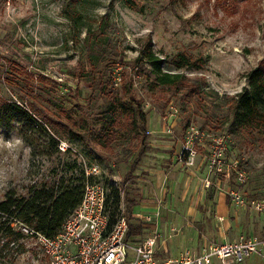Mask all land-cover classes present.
<instances>
[{
  "label": "rangeland",
  "instance_id": "obj_1",
  "mask_svg": "<svg viewBox=\"0 0 264 264\" xmlns=\"http://www.w3.org/2000/svg\"><path fill=\"white\" fill-rule=\"evenodd\" d=\"M136 1L141 12L121 0H0V100L63 111L70 122L84 125L75 135L58 131L57 152L46 159H32L16 131L0 129V201L8 190L24 195L33 183L52 181L69 166L74 168L67 176L83 170L104 188L111 219L126 215L128 199L156 206L167 197L179 201L185 188L196 197L228 199L241 229L236 240L264 236V216L247 206L264 199V131L235 137L227 106L246 86L244 75L264 60V0ZM149 44L162 72L179 75L180 83L154 85L149 63L135 65ZM180 56L195 66L178 69ZM99 81L106 94L139 101L147 115L149 147L135 165L139 148L130 136L102 145L107 97L92 91ZM217 153L219 163L211 166ZM172 167L174 188L169 192L165 184L156 193V174ZM234 170L246 176L241 185ZM234 188L245 206L230 201L227 193ZM133 213L131 223L141 224L134 239L157 238L163 219ZM18 245L23 252L0 257V264H49L33 238Z\"/></svg>",
  "mask_w": 264,
  "mask_h": 264
},
{
  "label": "trees",
  "instance_id": "obj_2",
  "mask_svg": "<svg viewBox=\"0 0 264 264\" xmlns=\"http://www.w3.org/2000/svg\"><path fill=\"white\" fill-rule=\"evenodd\" d=\"M121 1L128 9L141 12L138 1ZM69 10L73 12L75 9ZM68 18L71 19L70 16ZM150 46L149 44L146 51L135 59V65H143L144 61L149 63L151 73L154 75V85L174 86L180 83L179 75L162 72V62L155 56ZM194 66L195 64L187 57L180 56L178 69ZM244 77L246 86L227 103L230 132L242 140L250 138L252 131H264V60ZM92 84L94 85L92 91L107 97L105 99L107 115L103 113V116L108 129L103 136V147H109L115 139L124 135L130 136L132 144L139 148L135 165L149 147L147 115L141 103L134 99L117 97L113 91L106 94L104 85L100 81ZM123 90L127 93L129 88L124 86ZM69 120L70 117L63 111L51 113L48 108L35 107L33 104L25 107L16 101L0 100V129L8 132L16 131L30 148L32 159L50 158L54 152H57L60 142V137H56L58 131L71 135L77 134L78 131L83 132L84 125L79 126ZM73 168L68 166L64 175L59 177L54 174L52 181L33 183L25 189L24 195L18 194L16 190H8L5 193L3 200L0 201V257H6L13 252H23L22 245L19 246L18 243L27 236L12 227L15 222L50 238L61 232L65 221L80 204L86 183L91 184L94 181L93 176L85 177L83 170L77 175L67 176ZM133 169L134 166L130 169L132 173ZM52 173L57 172L53 170ZM119 201V194L115 192V209L119 206ZM133 202L132 199L127 200L126 215H124L128 223L127 238L133 243H138V240H132L131 237L140 234L141 224L131 223L128 218V216H131V219L133 217L131 212ZM16 244L20 249L14 250Z\"/></svg>",
  "mask_w": 264,
  "mask_h": 264
},
{
  "label": "built area",
  "instance_id": "obj_3",
  "mask_svg": "<svg viewBox=\"0 0 264 264\" xmlns=\"http://www.w3.org/2000/svg\"><path fill=\"white\" fill-rule=\"evenodd\" d=\"M219 157L217 153V161L213 160L211 166L219 163ZM234 172L236 183H244V172ZM225 176L230 175L226 172ZM227 195L234 205L245 206L236 188ZM247 206L264 216V199L252 200ZM12 227L33 238L49 264H211L214 259L221 264H240L255 255L264 259V236H249L227 243L204 240L196 251L184 249L176 259L158 262L155 258L157 238L138 243L130 241L125 215L119 212L112 221L107 213L105 190L96 183H86L80 204L57 236L46 237L21 223L15 222Z\"/></svg>",
  "mask_w": 264,
  "mask_h": 264
},
{
  "label": "crops",
  "instance_id": "obj_4",
  "mask_svg": "<svg viewBox=\"0 0 264 264\" xmlns=\"http://www.w3.org/2000/svg\"><path fill=\"white\" fill-rule=\"evenodd\" d=\"M149 172H151L150 169ZM159 175L162 174H156V179H154L157 181L156 193L165 184H168L166 189L168 188L170 192L175 183L172 178L174 167L169 170L168 174L161 177ZM169 175L171 178L167 182L165 180ZM162 189L166 190L165 187ZM183 192L184 195L179 201L167 197L164 202L156 206L141 207L136 201L133 202L134 205L131 208L133 217V212H140L144 214L143 217L163 219L162 222L160 221V228L156 229L158 239L155 258L158 262L176 259L184 249L196 251L202 240H214L219 243L235 241L241 232L237 222L232 220V218L236 220V214L230 215L231 210L230 207L228 208L227 198L222 199L211 193L196 197L185 188ZM211 212L213 213L212 220ZM138 236L140 234L132 236L131 239ZM211 264L221 263L214 259ZM240 264H264V259L255 255Z\"/></svg>",
  "mask_w": 264,
  "mask_h": 264
}]
</instances>
